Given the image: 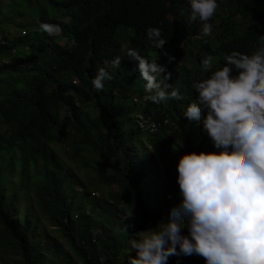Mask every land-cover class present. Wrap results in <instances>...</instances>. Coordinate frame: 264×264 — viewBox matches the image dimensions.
<instances>
[{
  "label": "trees",
  "instance_id": "obj_1",
  "mask_svg": "<svg viewBox=\"0 0 264 264\" xmlns=\"http://www.w3.org/2000/svg\"><path fill=\"white\" fill-rule=\"evenodd\" d=\"M35 1L43 20L60 25L58 34L29 25L25 35L8 39L17 34L2 23L31 3L0 0V56L14 53V81H30L18 86L17 96H0V264H130L135 250L127 251L129 236L153 228L178 199L180 154L213 147L199 122L182 114L195 98L193 82L206 56L178 54L180 37L192 38L196 26L167 18L184 0ZM227 7L214 52L255 51L264 35V0H230ZM143 13L151 23L142 22ZM234 14L242 16L241 24L229 21ZM150 25L168 38L165 51L175 58H156L163 48L149 42L144 28ZM125 47L164 64L168 82L184 98L145 100L144 81L136 61L123 56ZM116 55L122 59L112 67L108 62ZM100 66L109 68L111 79L97 90L91 77ZM59 143L63 158L53 151ZM79 165L84 174L94 172L103 190L116 188L95 196L75 172ZM167 264L205 261L172 254Z\"/></svg>",
  "mask_w": 264,
  "mask_h": 264
},
{
  "label": "clouds",
  "instance_id": "obj_2",
  "mask_svg": "<svg viewBox=\"0 0 264 264\" xmlns=\"http://www.w3.org/2000/svg\"><path fill=\"white\" fill-rule=\"evenodd\" d=\"M229 2L184 0L178 13L166 12L169 21L182 18L187 25L196 26L192 38L190 33L180 37L178 54L197 51L206 56L200 62L201 77L193 82L195 98L182 114L199 122L213 147L180 154L175 177L178 199L169 207L167 217L157 220L153 228L129 236L127 251L135 250L130 264H167L172 254H195L203 257L205 264H264V35L259 37L255 51L215 53L217 26L227 19ZM39 9L43 8L36 6L30 14L39 17L37 30L58 34L60 25L43 20ZM20 16L18 13L16 19ZM229 21L239 25L243 18L234 14ZM142 22L151 23L145 13ZM26 26L20 36L25 35ZM144 32L151 44L163 48V54L156 58L164 60L166 54L169 60L175 58L177 54L165 51L170 44L159 27L150 25ZM15 56H0L4 57L0 60V96L5 99L9 94L17 96L19 85L30 86L28 78L14 81ZM123 56L136 61L145 100L159 103L184 98L168 82L171 73L164 64L132 47H125ZM121 59L122 55H116L108 63L117 67ZM191 65L189 60L187 66ZM106 79H111V72L100 66L91 77L92 86L102 89Z\"/></svg>",
  "mask_w": 264,
  "mask_h": 264
},
{
  "label": "rangeland",
  "instance_id": "obj_3",
  "mask_svg": "<svg viewBox=\"0 0 264 264\" xmlns=\"http://www.w3.org/2000/svg\"><path fill=\"white\" fill-rule=\"evenodd\" d=\"M29 1H30L31 4L27 3L25 6H22L23 7L22 16L19 17V20L18 19H13V20H7L6 19V21L4 23H2L5 26V29L7 31H9L10 33L17 34V35H12V34L9 33L11 36L8 39L13 40L14 38L19 37L18 34H22L23 33L24 24H27V25L40 24V20H39L38 15H36L34 17H32L30 15L31 13L34 12V8L38 4L36 3L35 0H29ZM15 15H16V13H15ZM26 51L28 52V50H26ZM2 58H4V57H1L0 60ZM26 58H27V55H24L22 57V60H26ZM133 115H134V113H133ZM142 137H144V135H142ZM55 149L59 153L60 157L63 158V156H61V152H63V146L61 144H56ZM64 157H65L66 160L70 161V158H67L66 155H64ZM158 164H159V166L161 168H163V164H164L163 161L160 160L158 162ZM75 166H76V163L71 165L72 168H74ZM76 170L77 171H75V172L83 174V176L81 177L82 180L86 183V185L88 186L89 190L92 191L95 196H100L104 192L107 193L109 189H115L116 188L115 185H111L109 187H105L104 190H103L102 187L97 183L96 177H95V174H94L93 171L84 174L85 173V167H83L81 165H79V168L76 169ZM75 188L78 189V190H81V188L78 185H75Z\"/></svg>",
  "mask_w": 264,
  "mask_h": 264
},
{
  "label": "built area",
  "instance_id": "obj_4",
  "mask_svg": "<svg viewBox=\"0 0 264 264\" xmlns=\"http://www.w3.org/2000/svg\"><path fill=\"white\" fill-rule=\"evenodd\" d=\"M149 125V124H148Z\"/></svg>",
  "mask_w": 264,
  "mask_h": 264
}]
</instances>
